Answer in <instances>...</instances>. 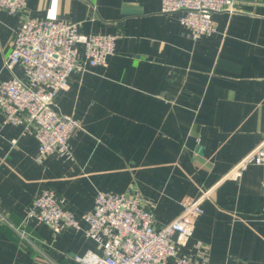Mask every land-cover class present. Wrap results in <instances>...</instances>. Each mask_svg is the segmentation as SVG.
Wrapping results in <instances>:
<instances>
[{"label": "crops", "instance_id": "obj_1", "mask_svg": "<svg viewBox=\"0 0 264 264\" xmlns=\"http://www.w3.org/2000/svg\"><path fill=\"white\" fill-rule=\"evenodd\" d=\"M180 12L160 0H27L22 12L0 9V80L23 78L4 66L13 32L28 18L75 24L82 34H116L106 66L73 71L55 108L76 118L73 159L38 163L36 138L0 111V264H81L101 247L81 230L24 223L44 189L80 216L97 191L139 194L156 225L203 193L179 254L199 264H264V165L230 170L264 136V0H234L215 12L216 31L191 37ZM78 58L83 46L77 45ZM172 264V262L168 263Z\"/></svg>", "mask_w": 264, "mask_h": 264}, {"label": "built area", "instance_id": "obj_2", "mask_svg": "<svg viewBox=\"0 0 264 264\" xmlns=\"http://www.w3.org/2000/svg\"><path fill=\"white\" fill-rule=\"evenodd\" d=\"M27 0H0V9L9 14L22 12ZM234 0H160L164 13L180 12L179 21L195 40L216 31L212 19L215 12H232ZM116 34H82L75 24L57 20H23L13 32L12 48L4 61L11 70L22 67L24 77L0 80V111L4 122L23 124L36 138L35 160L47 156L73 159L68 139L81 129L80 122L59 112L54 99L65 89L73 71L106 66L113 54ZM83 46V58H78L77 45ZM264 165V136L230 170L239 176L248 165ZM184 196L179 201L180 213L166 224L156 225L151 208L137 193L121 194L97 191L93 209L76 216L66 200L52 189H44L26 207L24 223L36 221L48 225L53 233L64 229L81 230L101 247V252L88 250L75 256L81 264H199L179 254L180 247L193 233L194 220L203 213L204 196ZM0 219L5 218L0 214Z\"/></svg>", "mask_w": 264, "mask_h": 264}]
</instances>
